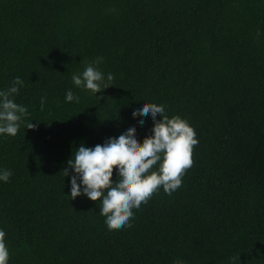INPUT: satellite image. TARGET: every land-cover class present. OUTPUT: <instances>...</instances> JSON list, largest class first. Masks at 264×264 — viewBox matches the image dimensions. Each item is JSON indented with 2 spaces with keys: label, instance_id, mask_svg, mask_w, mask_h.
Instances as JSON below:
<instances>
[{
  "label": "trees",
  "instance_id": "trees-1",
  "mask_svg": "<svg viewBox=\"0 0 264 264\" xmlns=\"http://www.w3.org/2000/svg\"><path fill=\"white\" fill-rule=\"evenodd\" d=\"M97 57L115 78L93 94L71 77ZM16 77L29 115L0 134L8 264H264V0H0V90ZM145 102L199 143L177 191L110 231L62 170L130 127L142 143L154 122L132 113Z\"/></svg>",
  "mask_w": 264,
  "mask_h": 264
},
{
  "label": "clouds",
  "instance_id": "clouds-1",
  "mask_svg": "<svg viewBox=\"0 0 264 264\" xmlns=\"http://www.w3.org/2000/svg\"><path fill=\"white\" fill-rule=\"evenodd\" d=\"M97 57L93 63L85 65L81 73L71 77L73 84L93 94L109 87L114 74L105 75L97 65L102 62ZM24 81L16 77L11 86L0 90V134L16 136L28 109L15 102ZM79 102V97L69 89L66 102ZM44 98H41L43 110ZM162 119H157V115ZM133 117H139L138 123H145L144 117L151 115L154 126L152 134L141 143L136 135V128L130 127L118 137L108 138L104 144L87 147L83 144L74 151L67 167L62 171L65 177L74 170L71 177V199L81 194L93 201H98L100 215L105 217V224L111 230L131 227L134 209L157 194L162 188L164 193L172 195L181 185L187 170L193 165V149L198 145L195 129L179 115L169 116L163 104L145 102L142 108L133 111ZM27 129L37 127L27 123ZM114 169H118V180L113 181ZM11 170H0V181L7 183ZM83 186V187H82ZM6 232L0 229V264H8L10 252L6 244Z\"/></svg>",
  "mask_w": 264,
  "mask_h": 264
}]
</instances>
